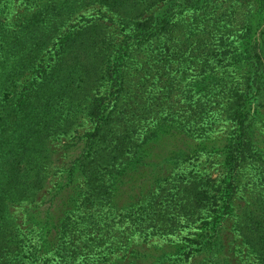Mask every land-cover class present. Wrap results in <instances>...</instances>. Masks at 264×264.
I'll list each match as a JSON object with an SVG mask.
<instances>
[{
	"label": "trees",
	"instance_id": "16d2710c",
	"mask_svg": "<svg viewBox=\"0 0 264 264\" xmlns=\"http://www.w3.org/2000/svg\"><path fill=\"white\" fill-rule=\"evenodd\" d=\"M97 1L117 12L118 39L112 44L100 36L94 17L80 16L65 25L86 0H21L27 12L16 20L5 17L0 0V76H4L0 82V264H132L129 247L133 241L142 244L152 236L166 235L170 225L153 222H158L161 212L170 215V200L186 189L136 194H124L123 189L128 178L135 185V181L159 179L162 171L163 162L145 151V144L150 145L161 133L149 134L143 129L146 124L175 123L179 132L184 129L203 137L219 117L229 126L223 153L227 169L233 168V161L264 165V150L254 141L255 114L250 109L251 97L264 84V37L253 45L247 38L252 26L249 1L240 3L238 9L234 6V13L247 10L243 18L234 21L235 17L216 11L217 17L204 19L212 24H205L200 33H194L195 22L212 13L214 0H163L158 13L148 11V4L156 0ZM184 12L190 13L188 19L181 16ZM231 18L233 25H225ZM169 29L185 32L181 44L173 43L174 49L185 48L188 54L180 56L191 59L197 75L189 80L186 69H177L176 78L182 81L180 94L175 92L181 97L180 113L176 114L170 101L176 87L171 75L169 102L162 101L157 109L147 108L151 114L142 120L141 116L132 119L129 114L136 107L121 103L118 97L130 87L124 88L122 82L127 56L153 35ZM223 63L248 65L244 83L226 78L216 83L201 81ZM82 118L92 127L67 142L76 140L83 145L59 174L54 205L44 221L50 228L45 233L41 227H31L30 233L22 235L9 219V205L17 204L52 174L49 143L71 134ZM141 149L144 152L138 155ZM181 155L174 154L172 159L185 162L192 156ZM192 183L190 194L181 195L186 196L185 201L178 200L181 205L175 214L193 222L209 218L213 211L220 225L231 194L225 186L211 189L204 180ZM227 184L234 187L231 179ZM187 203L193 208L185 209ZM207 234L196 240L197 252L209 246L204 241ZM159 250L160 254L150 256L149 264H181L185 254L184 248ZM141 258L138 264L144 263Z\"/></svg>",
	"mask_w": 264,
	"mask_h": 264
},
{
	"label": "rangeland",
	"instance_id": "374dc122",
	"mask_svg": "<svg viewBox=\"0 0 264 264\" xmlns=\"http://www.w3.org/2000/svg\"><path fill=\"white\" fill-rule=\"evenodd\" d=\"M248 1L251 8L252 26L249 33H247V38L251 45L255 44V42L260 43L264 37V0H214L211 3L212 13L206 15L202 20L199 17L197 18L195 25L198 28L194 30V33H198L205 24L210 26L212 21L205 22L204 19L217 17V15L213 14L216 11L218 13L225 12L226 15L235 17L234 21L243 18V11L246 12L247 10L240 9L234 13V6L238 9L240 3ZM77 4L76 2L74 9ZM83 4L77 10L74 11L73 9L74 12L65 21V25L70 22L74 23L80 16L86 18L94 17L97 19L96 24L100 29V36L107 37V42L111 44L116 41L118 39L115 22L117 12L113 8H107L98 3L97 0H86ZM162 4L163 0H156L148 4V7H150L148 11L153 10L158 13L162 10ZM23 6L21 0H3L5 17L16 20L21 14L27 12ZM180 14L188 19L190 13L184 12ZM233 18L227 19L225 25H231ZM209 31L215 32V29L210 27ZM184 33V31L175 29L162 31L150 37L145 44L138 45L127 56L123 67L122 82L125 85L124 88L130 87L118 94V97H120L121 103L129 102V104L131 103L136 107L129 114L132 119H137L140 116V119L143 118L144 115L149 114L147 113V108L157 109L162 101L169 102V84L171 83L172 85V81L170 79V82L168 78L171 75L175 77L174 85L176 84V87L172 90L174 93L171 94L170 101L171 105H174L173 108L176 109V114L180 113L179 98L181 97L176 93L180 94L178 90L182 81L177 79V76H179L177 69L181 66L182 69H186L188 73L187 79L189 80H194L197 75V68L191 59L180 56L182 52L184 57L188 54L187 52L184 53L185 48L178 46V48L174 49L175 45L173 43H180ZM213 34L216 35L217 33ZM178 37L181 38L178 39ZM186 51L188 50L186 49ZM169 55L170 60L168 59ZM171 61L173 63L172 66L169 64ZM180 61L181 64H179ZM182 61L184 62L182 63ZM247 66L242 64L232 67L223 63V67L217 65L213 70L214 73L208 75L205 79L201 78V81L216 83L220 82L221 78H226L229 82L244 83L243 79L245 80L248 77ZM148 77L151 78L144 82ZM3 79L4 76H0V82ZM263 85L258 92H255L256 97H251L250 109H254L255 114L254 141L259 149L264 150ZM174 111L172 109V112ZM185 114H188V111ZM147 122L148 120L146 119ZM91 127V123L86 118H82L71 134L49 143L53 165L52 174L43 180L39 188H32L30 194L19 199L20 201L17 204L9 205V219L13 227L17 228L22 235L30 233L31 227H41L45 233L50 228L51 225L45 226L44 221L46 214H48L47 212L54 205H51L52 201L54 203L52 196L56 186L60 183L59 174L61 169L63 170L70 161L78 156L77 154H79L83 145L81 141L75 142L76 140L69 144L67 142L73 141L71 137L74 134L82 135ZM179 127L178 125V129ZM143 129L149 134L152 131L161 133L155 135L150 145V142L145 144V151L157 161L163 162V168L159 172L157 181L146 179L144 182L135 181L134 185V182L129 183L128 178L123 186L124 194H136L142 191L150 193V191L156 192L159 189L160 193H169L170 190L174 193L178 189H181V191L186 189V192L170 200V210L172 209L169 213L170 215H163V212H161L159 213L158 222H153V224L161 226L169 224L170 229L166 235L152 236L142 244L133 241L129 247V255L133 259L132 264H138L139 257H144L140 259L144 262L143 264H149L150 256L157 255V253L160 254L159 249L168 251L174 247L176 249L184 248L185 250V254L181 256V264H225L227 263L224 262L226 259L230 262L229 264H264V165L246 161L239 165L233 161L231 163L233 168L227 169V166L224 165L225 158L223 154L229 130L227 122L218 117V120L207 130L203 137L197 136V132L191 133L184 129H179L181 131L179 132L175 123L168 122L165 125L162 123V125L157 124L156 126L155 124H146ZM143 152L144 150L138 155H142ZM184 153L192 154V156L186 159L185 162L180 161V159L178 161L177 159L176 161L172 159L175 157L173 156L174 154L182 156L181 154ZM165 156L168 157L166 158ZM168 158L169 160L166 162ZM247 159L249 161L250 157ZM171 169H173L172 172ZM164 173H168L170 176L165 177ZM229 179L233 181L234 187L227 184ZM193 180H204L211 189L217 188L218 185L220 187L225 186L227 192L231 194L227 202L228 208L225 210L226 212L222 213L224 219H221L220 225L213 211H210L212 215L209 218L193 222L187 221L188 219H185L181 213L179 215L175 214L179 205H181H178V200L185 201L184 197L186 196L181 197V195L190 194ZM157 183L160 185L159 188H157ZM163 184L164 186L161 187ZM184 185L186 186L184 187ZM124 201L126 202L125 198ZM123 204L127 205L129 203ZM215 207L213 206L211 209H216ZM184 208L192 209L193 206L187 203ZM52 214L56 215L57 213ZM206 233L208 234L204 241H207L209 246L197 252L196 248L199 247V244H197L196 240ZM7 235L12 236L9 232ZM140 239L135 238L134 240L140 241Z\"/></svg>",
	"mask_w": 264,
	"mask_h": 264
}]
</instances>
